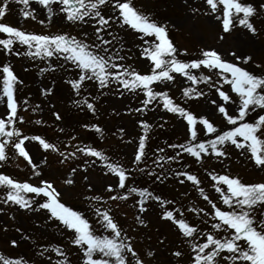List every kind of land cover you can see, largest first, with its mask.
Masks as SVG:
<instances>
[{
  "label": "snow or ice",
  "instance_id": "snow-or-ice-1",
  "mask_svg": "<svg viewBox=\"0 0 264 264\" xmlns=\"http://www.w3.org/2000/svg\"><path fill=\"white\" fill-rule=\"evenodd\" d=\"M17 3L28 5L29 0H16ZM37 2L48 7L52 3L62 5L61 11L65 13L66 19L70 22L85 21V17H90L96 21L99 27H96V40L99 43L92 47L98 51H90V45L75 37H66L64 35H36L26 33L16 27L6 25L0 22V33H4L9 37H15L16 40L26 45L29 49L25 55L35 57H57L63 56V59L71 61L80 70L79 80L69 81L74 90H79L85 80H97L101 87H107L110 82H118L125 89L141 88L144 90L147 99L143 101L147 106L158 97L163 101L164 108L173 113L179 114L187 122V130L190 139L195 141L197 137V124L203 125L205 134H215L214 139L201 141L199 143H187L182 145H169V147H180L184 152L188 153L197 161L202 159L203 155L211 154L215 156L226 155L218 145L231 143L238 149L247 150L251 155L250 158L254 161L257 167L264 168V139L261 135L264 134V115H258V119L254 123L245 122V118L249 112H254L257 108L264 111V75H255L245 68L239 66L238 63H232L224 60L221 55L215 50H201L200 57L191 62H184L177 59V49L168 38L167 29L165 26L158 25L152 21L147 15L137 9L133 0H37ZM112 3L115 10L118 11V16L115 19L116 23L129 26L136 32L143 33L145 36H154V41L145 40L144 43L149 45L143 48L141 55L151 61L152 68L149 74H140L134 69H130L113 61V56L109 55L107 46L113 43V40L104 39L102 32L113 20L112 17L105 18L100 6ZM213 13L217 12L218 5L223 6L222 16H216L217 20L221 21L222 30L224 33H229L236 27V21L240 26H243L252 35L257 34V29L250 22V18L257 15V9L251 4L242 2V0H205ZM8 0H3L0 5V21L6 15ZM261 10H264V4L260 5ZM52 10L49 8V12ZM242 14V16L240 15ZM24 17L31 16V13L24 12ZM34 18V17H33ZM111 35V33H109ZM223 39V36H221ZM0 45H3L7 53L12 52L13 40L0 39ZM35 47V52L31 49ZM19 55L20 53H16ZM118 57V54H115ZM232 56L236 60L247 64L251 61L250 56L239 57L233 52ZM201 67L216 70L215 75L219 78L213 81L211 76L200 75L197 77L191 73V69H200ZM115 69V71H113ZM0 73H2V94L6 97L7 114L5 118H0V137H5L0 141V161L6 159V146L11 143L19 154L29 165L32 166L34 174L39 175L35 169L38 167L33 163L29 153L25 150V141H38L44 150L57 151L54 144L47 142L39 136H27L20 133L14 127L15 121L22 118L18 117L17 103L14 98V85L18 82L17 77L7 64L0 65ZM171 73H178L185 76L187 80L193 84L204 82L210 88H214L219 98L223 101L221 104H216L217 110L221 113L228 125L233 126L228 131L218 132L212 122L205 117L197 118L184 108L173 103L172 99L165 92H154L150 85L156 82L172 81L174 77ZM223 84L231 86L232 92L236 93L239 98L238 114L231 115L226 109V104L231 101L228 93L221 90ZM219 85V86H218ZM50 91V90H49ZM206 95L204 92L196 89L185 88L183 94L186 97ZM235 103V101H232ZM87 108L94 109L93 104L88 103ZM142 110V109H141ZM56 119L61 117L55 114ZM40 123V121H36ZM141 126L147 130L148 125L141 123ZM99 132L100 129L96 128ZM18 138V139H17ZM240 138V139H238ZM146 137L140 136L138 146L134 155L133 164L139 165L147 155ZM76 151L81 152L85 156L96 157L100 161L105 162V167L110 173L118 178L116 188L126 189L128 194L137 192L135 188H128L126 184V170L114 163L107 162V157L101 152L91 147L80 148ZM159 153H163L164 149L159 148ZM61 156H65L60 152ZM71 157L76 156V152L68 154ZM179 155V153H177ZM67 159V157H65ZM176 160L174 156H157L155 164L161 165V162ZM63 162V161H61ZM73 172L76 169L72 170ZM143 171V169H141ZM177 176H185L188 181H191L197 186L200 195L204 200L211 204L213 209V218L218 223H213L212 228L215 234L206 233V239L203 243L193 244L192 251L195 255L192 257L191 264H264V218H258L254 215L257 206L264 209V182L262 183H243L239 178H230L229 176L211 175L212 179L217 184H223L227 187V194L216 185V191L220 193V198L223 203L232 209L231 211H223L213 203L204 193L203 188H199V180L195 175L186 172H177ZM181 183L184 181L181 180ZM67 184H72L73 180L65 181ZM42 187L33 186L30 183H19L12 178L0 174V186H5L11 189L7 193L6 203L11 201L23 207H29L28 201L21 195V192L34 193L37 196H44L47 199L39 205L42 209H47L51 213V217L59 220L73 235L72 243L80 247L83 251L84 264H128L126 253L135 259V264H143V261L137 257L129 237L123 233V230L114 221L110 215V210L95 207L94 211L98 217V223L109 235H97L90 227L89 222L77 212L67 208L58 199L59 193L56 192L51 183L41 181ZM108 192H113L115 189L109 185ZM140 196L146 195L145 191L138 193ZM150 195V194H148ZM96 201H101L102 197H93ZM110 200H126L128 195H113ZM155 199H159L156 197ZM140 204V212L146 211L143 200L138 201ZM203 211V209H201ZM207 215V214H206ZM264 217V211L260 213ZM163 219L172 221L178 226L179 231L184 237H193L198 231L197 228L189 225L184 219H177L173 213L165 212ZM137 221L143 224L140 216L136 217ZM221 233H224L222 236ZM15 244V241H13ZM58 254L59 249L56 250ZM99 254V258H95ZM180 251H176L173 255L181 256ZM152 255L151 252L148 253ZM2 264H22L21 261H10L0 257Z\"/></svg>",
  "mask_w": 264,
  "mask_h": 264
},
{
  "label": "rangeland",
  "instance_id": "rangeland-1",
  "mask_svg": "<svg viewBox=\"0 0 264 264\" xmlns=\"http://www.w3.org/2000/svg\"><path fill=\"white\" fill-rule=\"evenodd\" d=\"M188 2L192 3L195 8H190L189 5L186 4L185 0H143V4L139 5L138 2L139 0H133L134 6L139 9L141 12L144 11L147 14H150L151 17L150 19L152 21H158L159 20V14L160 12L158 9H160V6L158 4H154L155 2H160L162 3V7L165 5L167 8H165L166 14L168 17H173V19H168L171 24L175 25L176 27H179L186 31L189 34V38L191 41H194V43L202 48V50H215L217 51L221 57L229 62L232 63H238L239 66L242 68H245L249 72H253L257 70V67H262V71L264 74V10H261L260 5L263 4L264 0H242V2L251 4L253 7L257 9V15L253 16L250 18V22L253 23V25L257 29V34L252 35L249 33L243 26H240L238 24V21H236V27H234L229 33H224L222 30V25L221 21L216 19V16H222V11H223V6L218 5V10L217 12L213 13L211 11V8L205 3L199 4L197 0H187ZM206 7V8H204ZM103 10V11H102ZM102 15L104 17H112L113 20L110 21V24L120 26V23H116L115 19L118 16L116 13L111 12L109 9L104 10L102 9ZM242 16V14H240ZM90 17H85V21H80V31L81 33L87 34V31L90 30L89 26L91 25ZM221 36H223V39H221ZM138 46H141L140 43H136ZM201 49L194 50V55L193 59H198L201 58L200 54L197 55ZM235 53L236 56L239 57H244V56H250L252 59L249 63L245 64L242 61H237L234 56L231 55V53ZM197 55V56H196ZM192 60H185L184 62H191ZM260 60V61H259ZM60 63L64 66H61L58 70L55 69L53 70L54 73L52 75H48V78L46 79L47 85L42 86L40 91H35L33 94H37L40 99V107L38 110V114H41L43 112V107L47 106L48 109H50L52 105V99L54 101H57V105L59 108H62L61 111V117L64 116L63 109L67 106V104L71 100V92H67L66 88H62V82H61V76L64 74V76L67 78L66 83L67 85L71 86L69 81H76L79 79L80 74L76 71L69 70L67 66L69 65L68 63L64 62V59L60 61ZM256 64H259L256 66ZM148 67H152L151 61H142L140 68L144 71L147 72L146 69ZM60 69H63L62 71H59ZM140 71V70H139ZM193 75H196L199 77L200 75H205V76H211L213 81H217L219 78L215 75L214 70H209L206 68L201 67L200 69H191L190 70ZM178 81V79H177ZM202 86L204 89V93L206 95H202L201 97V105L198 106V104H195V107L193 110H195V117L200 118L202 117H208V120L212 122V118L214 116L220 117L221 120L218 122H212L214 125H219V131H228L230 130L233 126L228 125L226 120L224 119L223 115L218 112L216 104H208L207 101H217L223 103V101L219 98L218 94L213 92L215 89L210 88L208 84L201 82L197 83ZM34 85V88L36 89L38 86V82H36ZM161 86L168 88L170 86V81H163L160 83ZM179 86L182 87H187V86H193L194 84L187 80L185 76L181 75V82H178ZM119 90L117 89H112L110 91H106L103 93V98L101 100V104H103L105 107H108L110 109H113L115 113H120L121 111L126 112L127 109H132V114H136L141 121L148 120L149 118L155 119L157 121L159 119V114L157 112H154L151 108L144 105L143 101L147 99L145 96L144 90L141 88H136L133 91V94H135L136 98L135 101L133 102L132 100V93L127 92L125 89L121 90L120 85ZM219 86V85H218ZM72 87V86H71ZM83 88V85L81 86ZM80 88V89H81ZM73 89V88H72ZM50 90V91H49ZM222 91H225L226 93L229 94L231 97V101L228 102L225 106L229 114L231 115H237L238 114V104H239V98L237 97L236 93L232 92L231 86L228 84H223L221 87ZM72 93H74V89L72 90ZM214 95V96H213ZM48 96V97H47ZM209 96V97H208ZM213 96V97H212ZM45 97L48 98V100H45ZM232 101H235L233 103ZM142 109V110H141ZM190 109V108H187ZM261 110L257 108L254 112H249L248 116L245 118V122L253 123V119H255L256 115L260 112ZM200 115V116H198ZM131 115H129L126 118V126L128 127V124H133V120L130 118ZM59 121V120H58ZM170 124L167 123L166 128ZM173 126L175 127H181L184 132V128L187 129V122L184 119H180L179 121H175L173 123ZM139 131H142V126L139 125L138 127ZM165 128V129H166ZM222 129V130H221ZM203 130V126H200L198 128V134ZM188 131V130H187ZM135 133V132H134ZM215 135L211 138L214 139ZM240 139V138H238ZM132 143L128 144V146H125L123 150L118 149V153L123 155L122 157L124 159H127L131 164L133 163L134 160V155L137 149L138 145V140L136 138H132ZM222 151L226 152V155L224 156H215L214 154H211V149H209V154L207 155L209 159V164L208 165V176L207 180L210 184V186L213 188V190H210V194L212 195V202L217 205L218 208H220L223 211H231L232 209L228 208L226 206L222 199L220 198V193L216 191V188L214 185L220 187L222 191L227 194V187L226 185L223 184H217L216 181H214L209 175L210 173L215 176H224L226 174L227 170V164L230 162H235V160L241 162H246L251 165L252 171L257 173L258 175H261L264 173V168L257 167L255 164L252 163V159L250 158V153L247 150H242L236 148L234 145L231 143H226L225 145H220L219 147ZM32 161L35 164H39L41 162V157L40 155L37 154L36 150L32 147ZM188 153L185 154L186 158H190ZM175 168H177V162L174 164ZM173 173H169L166 175V180L171 182V175ZM89 189L95 191H100L103 188H108L109 185H106L105 183H108L110 181V178H103L99 177L96 174H89ZM132 175V173H130ZM61 176V175H57ZM56 176V177H57ZM114 178V176H112ZM175 177V176H174ZM231 178V176H229ZM264 182V180L260 181ZM259 182V183H260ZM57 186L59 187L60 192L64 194V189H62V185L59 183H56ZM82 183L78 184L80 188H76L77 191H80ZM116 186L114 185L113 188ZM167 189V188H166ZM175 185L173 184L170 188L171 190V196L174 194L175 191ZM140 191L134 192V196H138ZM154 185L150 189V193H154ZM159 194H163L162 190H159ZM143 200V197H140L139 199L134 200L136 204V217L140 216V218L143 220L144 212H140V204L138 201ZM218 202H217V201ZM32 201L34 202V208L36 210H39V205L45 201L38 199L36 196H32ZM206 201V200H202ZM212 213L213 209L211 205H209ZM43 212H46L47 215H50V212L47 209H42L40 208ZM203 209V211H201ZM191 210L193 212L197 213H202L205 214L207 212L208 207L204 204H198L196 206L191 207ZM18 213L24 216V213H21L20 210H18ZM28 214V212H26ZM145 217H149L148 214H145ZM22 221L21 218H18L13 220L12 223L15 225H18L19 221ZM137 220V219H136ZM154 220V219H153ZM152 220V221H153ZM0 222H4L1 220ZM140 224V222L138 221ZM127 229L131 232H133V225L128 224ZM147 235L146 238H149L151 243L153 245H150L148 248V253L151 252L152 255L147 258H144L146 260L147 264H174L172 260L168 256V252H165V250L161 249L160 245H158L157 240L160 238L161 232L158 229L151 230L150 232L145 233ZM21 239L20 237H12L11 240L18 241ZM157 242V243H156ZM1 245L4 247L5 244L1 243Z\"/></svg>",
  "mask_w": 264,
  "mask_h": 264
}]
</instances>
